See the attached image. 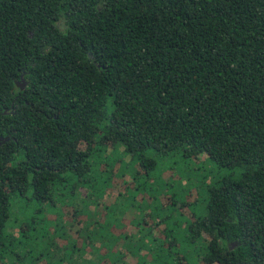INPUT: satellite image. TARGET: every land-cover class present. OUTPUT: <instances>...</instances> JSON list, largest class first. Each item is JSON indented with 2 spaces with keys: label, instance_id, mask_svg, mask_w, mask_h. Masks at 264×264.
Wrapping results in <instances>:
<instances>
[{
  "label": "trees",
  "instance_id": "1",
  "mask_svg": "<svg viewBox=\"0 0 264 264\" xmlns=\"http://www.w3.org/2000/svg\"><path fill=\"white\" fill-rule=\"evenodd\" d=\"M0 264H264V0H0Z\"/></svg>",
  "mask_w": 264,
  "mask_h": 264
},
{
  "label": "rangeland",
  "instance_id": "2",
  "mask_svg": "<svg viewBox=\"0 0 264 264\" xmlns=\"http://www.w3.org/2000/svg\"><path fill=\"white\" fill-rule=\"evenodd\" d=\"M119 149L117 148V150L114 151H108L109 154L112 155L113 158L119 156V154H121L120 152H118ZM206 154L202 153V155H200V166H202V168L204 169V171H208L211 167L210 163L208 162L207 158H206ZM151 157L156 159V166H155V170L153 171V175H156L158 177V181H166L169 183H172L174 186L176 183H178L179 178L177 176V172L179 174L181 173H189L188 172V168L186 166V163L184 161L181 160V157L177 154H171V155H165V156H160V155H156V154H152ZM124 161H128L127 156H125L123 158ZM131 161H134L130 158ZM123 164V163H122ZM135 169L141 168L143 170L142 167H140L138 164L136 163H131ZM212 164V163H211ZM212 166L214 167V172H213V177L211 175L208 177L207 182L209 183V181L213 178H215L216 176L219 175H223L225 173H227V170H221L218 171L216 169V167L212 164ZM174 168V170H176V174L172 175L169 171V168ZM116 169H124V166H122L121 164H116ZM122 177H115V181L113 183L118 182V185H114L115 189L114 191H110L108 190L107 196H109V198H106L104 201H106L105 204H111V203H116L118 206L121 205L123 208H125V212H126V216L128 219H133L134 217H136L137 215H144L146 213L150 214L152 213L155 216H157V212H156V208H162L163 206V202L164 201V197L168 196L167 193H162V192H156L154 194V197H150V192L146 191L144 193H142V191L138 192L135 194V196L133 197L134 199L131 201L128 198V194L129 192L126 193L125 192L129 189L128 186H126L125 183L131 182V171L129 169L126 170V172L123 171L122 173ZM125 182V183H124ZM127 187V188H126ZM173 192V191H172ZM175 192V191H174ZM175 193L177 194H181L180 190H177ZM198 196V194L195 192L192 193L191 196H186L184 197V199L187 201H193L194 199H196ZM155 197H157V199H155ZM181 197L182 194L179 196V200L181 201ZM133 202V203H132ZM135 204V205H133ZM168 206V207H167ZM164 207V209L166 211H169L170 209L174 208V205H172L171 203L169 205H167ZM188 209V208H187ZM190 211V209H188ZM191 210L196 213V214H202V208L199 202H197L196 204L191 205ZM191 215V214H190ZM156 235H158V231L156 232V230H154ZM188 253V252H187Z\"/></svg>",
  "mask_w": 264,
  "mask_h": 264
}]
</instances>
